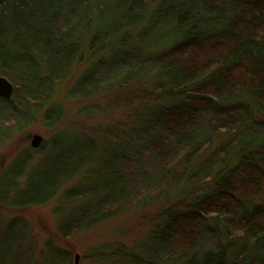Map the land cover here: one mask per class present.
I'll return each mask as SVG.
<instances>
[{
    "label": "trees",
    "instance_id": "1",
    "mask_svg": "<svg viewBox=\"0 0 264 264\" xmlns=\"http://www.w3.org/2000/svg\"><path fill=\"white\" fill-rule=\"evenodd\" d=\"M149 2L0 0V75L15 85L12 98L0 97V124L15 117L27 122L32 106L48 117L49 81L65 78L112 42H130L153 20L149 30L154 33L146 34L145 44L166 48L156 57L163 75L156 73L151 81L170 101L154 105L141 128L153 131L158 174L163 177L179 162L200 157L216 130L247 127L253 134V148L217 175L209 191L167 218L154 234L155 250L164 259L179 257L178 264H264V145L256 147L264 134V0H160L147 9ZM86 75L79 81L89 83ZM115 157L119 165L111 175L117 176L129 156L117 150ZM105 187L115 196L102 200L124 199L116 194L118 182ZM15 198L16 204H27ZM89 210L71 217L67 232L99 222L97 212ZM81 216L90 219L74 227Z\"/></svg>",
    "mask_w": 264,
    "mask_h": 264
},
{
    "label": "rangeland",
    "instance_id": "2",
    "mask_svg": "<svg viewBox=\"0 0 264 264\" xmlns=\"http://www.w3.org/2000/svg\"><path fill=\"white\" fill-rule=\"evenodd\" d=\"M148 1L151 9L160 0ZM151 22L143 24L130 42H112L100 56L92 52L65 78L49 81L48 117L32 106L27 122L15 117L0 124V264H73L76 253L80 264H141L134 256L155 264H178L179 257L157 254L154 234L253 148L247 127L230 133L216 130L200 157L179 162L163 177L158 174L153 131L145 132L141 123L154 105L170 100L166 102L151 81L156 73L163 75L156 57L166 48L153 50V42L145 44ZM84 74L89 83L79 81ZM18 99L16 95L13 103ZM35 133L43 136L42 147L31 146ZM260 137L256 147L264 145V134ZM117 150L129 158L114 176ZM108 181L118 182L116 194L123 200H102L115 196L112 188L105 191L106 184L113 185ZM15 197L27 204H16ZM99 206L103 207L96 211ZM88 209L92 215L96 211L100 221L74 234L67 232L70 218ZM87 218L78 217L74 227Z\"/></svg>",
    "mask_w": 264,
    "mask_h": 264
},
{
    "label": "water",
    "instance_id": "3",
    "mask_svg": "<svg viewBox=\"0 0 264 264\" xmlns=\"http://www.w3.org/2000/svg\"><path fill=\"white\" fill-rule=\"evenodd\" d=\"M15 85L11 79L5 75H0V97L10 99L14 93ZM44 141V138L41 134L35 133L31 139V146L38 148ZM81 256L79 253H76L74 256L73 264H80Z\"/></svg>",
    "mask_w": 264,
    "mask_h": 264
}]
</instances>
